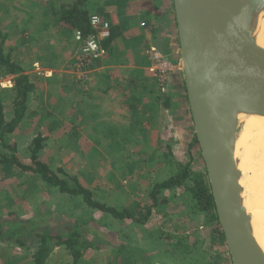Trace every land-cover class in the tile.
Instances as JSON below:
<instances>
[{"label": "crops", "instance_id": "obj_1", "mask_svg": "<svg viewBox=\"0 0 264 264\" xmlns=\"http://www.w3.org/2000/svg\"><path fill=\"white\" fill-rule=\"evenodd\" d=\"M15 1L10 0V7L0 6L2 27L11 17L14 20L12 27L24 26V31L29 30L27 36L38 33L43 45L27 55H23L17 46H12V56L22 64L34 84V90L29 95L26 116L7 135V142L16 144L17 153L27 156L22 157L21 161L28 165L32 164L31 144L37 137L43 138L41 149L57 150L62 156L69 153L76 155L77 161L72 162L73 167L89 172L93 184L85 187L94 193L95 198L108 206L119 210L128 208L131 212V216L116 218L111 213L89 208L93 218L98 221H87L85 225L89 226L90 232L95 230L101 233L102 239L99 237L100 241L96 239L86 243L88 248L78 260L74 259L66 245H59L53 249L46 264H218L211 258H199L203 253L202 248L212 238L215 253L222 254L224 249L223 230L214 211L197 209L191 197L181 188L165 189L159 201L154 202L151 193L155 184L167 180L174 169L164 176L148 177L147 174L146 178L142 174L145 165L139 162L140 178L135 173L137 167L128 169V164L122 163L123 155L145 154L138 148L134 151L128 139L136 144L149 139L156 141L175 137L172 135L174 129L170 130L169 126L176 116L192 132L172 0H156V4L153 0H80L79 8L88 11L89 18L91 14H101L118 31V35L108 44L107 53L92 61L88 79L83 81L79 79L78 72L71 68L78 49L75 30L62 15V10L76 0H59V3H56L58 0H50L55 2H50L55 5L53 15L45 13L40 18L35 13L23 18L14 6ZM168 24L170 27L165 29ZM53 26L55 29L46 31V28ZM30 45L27 43L24 50L29 49ZM153 46L177 62L173 76L179 88H162L159 84L157 69L147 52ZM5 72L8 71L0 67V75ZM2 89L5 90L3 93H8L7 99L2 102L5 115L10 119L14 114L15 89ZM69 122L72 123L71 133L65 134ZM71 138L74 141L69 143ZM0 152H8L1 141ZM14 170L16 165L0 163V183L5 181L6 174ZM78 170L75 172L79 175ZM27 172L30 173L25 177H34L37 184H32V181L20 182L21 186L25 184L23 193L9 196L7 200L12 208H6L9 205L0 207V219H40L44 213L51 212L47 200L54 201L56 190L61 196L55 198L61 201L55 202L54 206L65 207L67 195L36 172ZM139 181L149 187L144 191L146 195L141 192L143 190L129 189L130 186L135 188ZM48 187L53 190L52 198L49 197ZM113 192H117L115 196L121 195L122 199H110ZM150 203L151 213L144 220L146 214H139V209L144 204L149 207ZM133 209L139 210L138 214ZM11 213H15V216ZM118 221L119 227H112V222L117 224ZM211 222L216 224L214 228ZM86 227L83 234H86ZM5 228L8 230V227ZM9 238L10 235H5L0 240V264H35L31 254L37 244L28 249L20 248L10 243ZM193 244L198 247L195 248L196 258H192Z\"/></svg>", "mask_w": 264, "mask_h": 264}, {"label": "water", "instance_id": "obj_2", "mask_svg": "<svg viewBox=\"0 0 264 264\" xmlns=\"http://www.w3.org/2000/svg\"><path fill=\"white\" fill-rule=\"evenodd\" d=\"M191 119L233 264H264L247 172L236 156L241 114L264 116V0H172Z\"/></svg>", "mask_w": 264, "mask_h": 264}, {"label": "rangeland", "instance_id": "obj_3", "mask_svg": "<svg viewBox=\"0 0 264 264\" xmlns=\"http://www.w3.org/2000/svg\"><path fill=\"white\" fill-rule=\"evenodd\" d=\"M50 2L55 4L54 1H50V0H16L14 3V6L21 13V16H23V18H25L26 15H29V13L30 14L35 13L36 16H39V18H40V16L45 14V13H48V15H50V16L53 15V10H54L55 5H51ZM153 2L156 4V0H153ZM56 3H59V0L56 1ZM10 5H11L10 0H0V6L2 8H3V6H6V7L9 6L10 7ZM56 8H57V6H56ZM150 8L152 9L151 5H150ZM154 8L156 9V7H154ZM158 8L159 7L157 5V9ZM6 18H8V14H6ZM34 18H36V17H34ZM7 22H8L7 25L6 26L4 25L2 27V30H3V32L9 31L13 36L10 38L11 40L9 41V43L6 44V48L12 47V46H17L18 50L20 49V52L22 51L21 53L23 55H27V54H33L37 48H39L43 45L42 41H40L38 39L40 37V35L38 33L34 32L33 34H30V35L28 34L29 36H27V33L22 34L23 28H25L24 26L19 27V28L12 27V23H14V20L11 17L8 18ZM21 23H23L22 20H21ZM32 23H37V22H32ZM169 27L170 26L168 24L165 27V29L169 28ZM51 29L52 30L55 29V26L50 27V28H46V31L51 30ZM43 30L45 31V29H43ZM28 32H29V30H28ZM49 36L50 35L47 34L48 38H49ZM27 43H30L32 45H30L31 47L29 46L30 48L25 51L24 46L27 45ZM147 52H148V55L150 56V58L153 62L154 67L157 69L156 74L159 77V84L162 85V88H167L169 86L171 88L176 87V86L178 87L177 80L175 79V81H174V76H173L175 74V70L177 69V68H175V65H177V62H175V60H171L172 58L170 55L161 54V51L154 46L151 48H148ZM75 58H76V56H75ZM69 65H70V63H69ZM153 65H152V67H153ZM180 65H181V63H180ZM76 66H77V62H76V59H74V63L71 65V68L73 67V69L75 70ZM79 79L82 80L83 78L79 77ZM174 82H175V85H173ZM184 85H185V81H184ZM2 88L3 87L0 84V100L4 101L7 99L8 93H6V92L3 93V91H5V90H3ZM158 120H159V117L156 119L157 123H158ZM71 124L72 123L69 122V125H67V127L65 128V134L71 133ZM172 128L174 129V132L172 135L175 137H172L170 139H166L167 137H165V139L159 138L156 141L155 140L152 141L151 139H149L144 143H136V144H134L132 139H128L129 143L132 146H134V149H133L134 151L136 150V148H138L139 151H143L145 154L123 155L122 156V159H123L122 163L128 164V166H129L128 169L131 167H137V171L135 173L139 174L140 178H141V170L138 167L139 162L141 164L144 163V165H145V170L142 172V174L146 178H147V174H148V177H155V176H164L166 174V172H171L172 169H174V172H175L176 168L180 165L189 166L190 169L196 173L205 172L206 171L205 170V164H204V161L202 158V154H201L198 142L196 140L194 127L192 126V132H189L190 129L185 125V123L183 125L181 120H179V118L176 116L174 123L169 126L170 130ZM181 135H183V137H181ZM73 141H74L73 138L68 140L69 143H72ZM173 149L176 151V153L173 151ZM128 151L130 152L131 149H129ZM17 155H18V158L20 160L23 159L22 157H27V156H24V155H21L18 153H17ZM37 155H38L39 159L44 161L45 163H47L49 165V167L53 171H55L56 174H58L61 178H64L68 182V186H70L71 188L77 187L78 184H80L83 187H85L86 185L93 184V182L91 180V176L89 175V172L86 169H79V167H78L76 170L79 169L77 171L79 173V175L75 172L76 170L74 169L72 162L77 161L76 155L69 153L68 155L65 154L64 156H62L61 154H59L57 152V150L48 151L46 148L40 149L37 152ZM261 155H262V151L258 150L255 152V154L253 152L251 154V157L256 156L255 157V161H256V159L259 158L258 156H261ZM28 156L30 157V154ZM27 171L28 170H24L23 168L16 166V170H14V172L6 174L5 181H2L0 183V207H2L3 205L4 206L9 205V202L7 199L9 198L10 195L13 196V194H14V196H18L17 193H23L25 184L23 186H21L20 182H28L29 183L32 181V184H34V185L37 184V182L34 181L35 180L34 177H30V178L25 177L26 174L30 173ZM36 173L38 175H40V177L42 179H44L41 174H39L38 172H36ZM249 173H250V171L247 172V174H249ZM3 174H5V172H3ZM71 176H75L76 180L71 179ZM131 180H133V179H131ZM256 180H257L256 183L260 184L259 181L260 180L263 181L262 176L260 177L259 175H256ZM133 182L134 181H132V183ZM137 186H135V188L133 186H130L129 189L130 190H136V191L138 189L143 190L141 192L146 195V193L144 191L149 190V187L143 186L140 181L137 184ZM179 188H181L183 190V192L187 196H189V194L186 193V190L184 189V187H179ZM48 189H49V191H48L49 197L52 198V196H53L52 191L53 190L51 189V187H48ZM248 190H249V193L251 194L250 189H248ZM58 192L59 191H57V190L54 192V194L57 193L56 195H54V201L53 200H51V201L47 200V202L49 203L47 206L49 209H52L51 212L50 213L49 212L44 213L43 215H41L40 219L46 218V219L51 220L53 222H61V223H64L65 221L66 222L67 221H71V222L78 221V222L84 223V224H86L87 221H92V220L98 221L96 218H93L89 209L86 208V204L84 202L83 195H81V196L76 195V196L71 197V196H68L70 194L64 193V195L65 196L67 195V197H68V198L65 197L66 198L65 207H63V206L60 207L58 205V208H56L54 206L55 202L59 203L61 201L59 198H55V196H59V195L61 196V194H59ZM118 193H120V192H118ZM116 194H117V192H113V194H111L110 199H116L117 201H119L120 198L122 199L121 195L118 194V196H115ZM161 194H162L161 192L157 194L158 201H159V197H162ZM151 197H152V195H151ZM142 199L144 200L145 197L143 196ZM52 201H53V203H51ZM147 204H144L143 208L139 209V210H141L140 211L141 213H139V214H142V213L146 214L148 212V205ZM157 205H159V203ZM9 206L6 208H12V206H10V207ZM51 206H53V208H51ZM150 206H151V203H150ZM139 210L134 211V209H133L134 212H137ZM137 214H138V212H137ZM7 224H8V227L10 229L16 227L14 224L19 225L18 222H12V220H9V222ZM118 224H119V221L117 222V224H115V222H112V227L118 228L119 227ZM88 225H89V223H88ZM215 225L216 224H212V222H211V226H213V228L215 227ZM88 231L90 232L89 226L86 227V234L84 233L83 238H82V241H84L86 243H89L91 241H96V239H98V241H100L103 237V235H101V233L99 234L95 230H92L90 232V234L88 235ZM204 232L209 235V233L206 232L205 230H204ZM99 237H100V240H99ZM182 241H187V240L183 239ZM214 245H215V242L213 241V238H212L211 242H210V240H208L207 244L204 247L201 245L203 247L202 248L203 253L200 254L199 258H204V259L211 258L216 263L218 262V264H233L232 258L230 256V253H229L228 248H227L226 241L223 240V248L224 249H222V254L215 253ZM193 247H194V244H193ZM195 248L197 249L198 247L195 246L193 248V250L191 249L192 258H196V256H197L196 255L197 251H195ZM219 250H220V247L218 244V251Z\"/></svg>", "mask_w": 264, "mask_h": 264}, {"label": "trees", "instance_id": "obj_4", "mask_svg": "<svg viewBox=\"0 0 264 264\" xmlns=\"http://www.w3.org/2000/svg\"><path fill=\"white\" fill-rule=\"evenodd\" d=\"M81 2L82 1L80 0H76L74 3L64 8L62 10V15L73 30H80L87 33L90 31L88 20L89 12L79 8ZM24 30L22 31V34L28 33V30L27 32ZM117 35L118 31H116V27L112 28L111 25V35L102 41L103 46L107 49L108 44H110V42L113 41ZM11 36H13L11 33L3 32L0 21V67H3L6 71H8V73L15 75V99L13 102L14 114L12 118L7 119L3 102L0 100V141L8 151L0 152V163H11L23 168L24 170L38 172L47 183L57 187L62 193L70 194V196L83 195L86 208L88 209L96 208L101 211L111 213L116 218L131 216L130 209L125 208L119 210L115 207L108 206L97 200L91 190L81 186L80 184L74 188L68 186V182L64 178H61L49 167L47 163L39 159L37 152L42 147V137L35 138L31 144V165L23 163L18 158L16 144L12 145L9 144L10 142H7V135L12 133L21 120L26 116L28 111L29 95L34 90V84L30 81L28 74L25 73L22 64L12 56L13 47L6 48L7 40L10 39ZM71 179L76 180V177L71 176ZM179 187H184L186 193L189 194L197 209L206 212L214 211L216 214L214 199L206 172H193L189 166H178L176 171L167 180L155 184L154 190L151 193L153 201L156 202L158 200L157 194L165 189ZM151 209L152 207L149 206L148 212L143 218L144 220L151 213ZM14 214L15 213H11L10 215L15 216ZM9 220H12V222H18L19 225L10 229L7 224ZM25 225L26 227L24 228ZM5 226L8 227V230ZM85 227L86 225L84 223H80L78 221H65L64 223H61L53 222L46 218H16L15 220L10 219L9 217L8 219L1 218L0 240L5 235H10V243H14V245L26 249H28L31 245H34V243L37 244V248L32 251L31 254L35 264H46V260L50 256L53 249L62 244L66 245L71 254L74 256V259L78 260L88 248V245H85L86 242L82 241Z\"/></svg>", "mask_w": 264, "mask_h": 264}, {"label": "bare ground", "instance_id": "obj_5", "mask_svg": "<svg viewBox=\"0 0 264 264\" xmlns=\"http://www.w3.org/2000/svg\"><path fill=\"white\" fill-rule=\"evenodd\" d=\"M257 38L264 47V17L260 20ZM239 122L236 156H239L242 170L250 171L246 176L243 175L241 184L250 189L246 205L252 213L255 237L264 250V116L241 114ZM258 150L262 151V155L255 161L256 156L251 157V154ZM256 175L262 176L260 184L256 183Z\"/></svg>", "mask_w": 264, "mask_h": 264}, {"label": "built area", "instance_id": "obj_6", "mask_svg": "<svg viewBox=\"0 0 264 264\" xmlns=\"http://www.w3.org/2000/svg\"><path fill=\"white\" fill-rule=\"evenodd\" d=\"M90 31L85 33L75 30V39L78 43L76 52L78 76L88 79V72L92 61L101 58L107 53L102 41L111 35V23L101 14H91L89 18ZM0 84L3 88L15 87V75L8 72L0 75Z\"/></svg>", "mask_w": 264, "mask_h": 264}]
</instances>
